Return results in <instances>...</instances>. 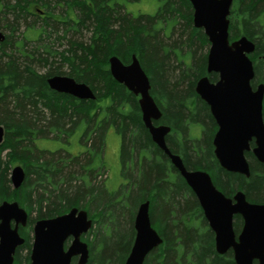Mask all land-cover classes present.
<instances>
[{
  "label": "trees",
  "instance_id": "trees-1",
  "mask_svg": "<svg viewBox=\"0 0 264 264\" xmlns=\"http://www.w3.org/2000/svg\"><path fill=\"white\" fill-rule=\"evenodd\" d=\"M131 1L0 0V32L4 34L0 42V126L4 128L0 203L17 202L28 213L30 226L73 208L87 210L91 219L101 216L111 238L99 236L88 244L87 264H123L134 239V218L128 225L126 218L121 220L130 240H121L120 235L117 242H111L120 234L108 222L114 217L111 210L115 206L111 200L97 202L103 196L105 181L97 184L92 176L95 171L106 170L105 136L111 128L120 141L122 176L128 178L127 171L134 169V177L130 176L116 195L124 198L138 191L132 202L136 207L149 202L151 225L157 226L162 239L161 246L151 251L143 264H234L231 257L215 253L214 235L196 197L151 141L141 121L137 98L111 77L109 58L116 56L127 65L132 55L137 57L149 77L151 95L163 113L160 123L171 127L167 146L182 158L187 170L207 172L228 198L242 191L249 202L264 204V169L251 153L246 154L249 178L224 171L215 160L212 139L216 125L194 87L201 77L215 81L217 75L207 73V53L199 54L209 43L203 31L193 26L190 2L156 0L154 14L134 16L125 6ZM56 8L61 10L55 12ZM37 19L42 23L35 27ZM83 31L88 33L85 41L73 38ZM239 37L255 44L250 57L255 72L252 87L264 85V61L259 59L264 55V0H233L229 39ZM63 43L67 48L55 47ZM185 52L190 53L189 65ZM64 67L67 72L62 71ZM54 76L87 85L95 101L50 90L47 79ZM191 126L200 129L199 138L190 136ZM74 129H81L83 149L75 156L62 149L51 152L35 145L38 139L49 136L68 138ZM14 166L22 167L25 173L16 190L11 189L9 180V170ZM241 225V218L235 217L236 233ZM100 232L97 223L94 233ZM20 234L25 238L21 250L30 248L27 231L21 229ZM15 264H19L17 257Z\"/></svg>",
  "mask_w": 264,
  "mask_h": 264
},
{
  "label": "water",
  "instance_id": "water-1",
  "mask_svg": "<svg viewBox=\"0 0 264 264\" xmlns=\"http://www.w3.org/2000/svg\"><path fill=\"white\" fill-rule=\"evenodd\" d=\"M188 1L193 8L194 28L202 29L209 42L207 73L218 75L215 83L205 76L198 79L194 87L217 125L212 139L214 156L224 171L249 178L247 152L250 151L264 169V85L251 86L255 73L250 56L255 53V44L246 37L230 43L228 17L233 0ZM3 40L4 34L0 32V42ZM261 59L264 61V55ZM108 65L111 77L138 97L141 120L151 141L167 156L194 193L214 234L216 252L224 254L231 249L236 264H253L254 261L264 264V204L247 201L241 191L227 198L214 186L207 172L187 170L180 156L171 153L166 145L171 128L153 125L162 114L151 96L149 78L136 56L132 55L128 65L112 56ZM47 85L56 93L78 100L94 101L96 98L87 85L66 76L48 78ZM3 137L4 129L0 126V145ZM24 178L21 167L13 168L10 174L13 189H18ZM237 216L241 217L243 225L236 238L233 221ZM27 222L28 215L17 202L0 203V264H14L16 250L24 244L19 228L25 227ZM91 227L87 212L78 208L52 219L36 221L29 264H71L74 258H77L76 264H87L89 249L81 236ZM133 228L135 237L124 264H143L148 254L162 244L151 225L149 202L138 206ZM69 238L72 241L65 250L64 244Z\"/></svg>",
  "mask_w": 264,
  "mask_h": 264
},
{
  "label": "rangeland",
  "instance_id": "rangeland-1",
  "mask_svg": "<svg viewBox=\"0 0 264 264\" xmlns=\"http://www.w3.org/2000/svg\"><path fill=\"white\" fill-rule=\"evenodd\" d=\"M126 10L127 12L131 13L132 15L136 16L138 14H145V15H152L154 14L156 8H157V2L156 0H132L131 2H126L125 3ZM61 9L56 8L55 12H59ZM42 23L41 20L37 19L34 21L35 27L40 26ZM22 31V30H21ZM82 36V37H81ZM71 37V33H69L68 38ZM88 37V33L85 31L82 32V34L78 35L75 34L73 35V38L76 40H83ZM67 44H57L55 47L58 48L59 50H62L64 48H67ZM54 47V48H55ZM209 45L203 49L199 50V54L205 55L208 53ZM185 55V63L189 65L191 63V60L187 58L190 53L185 52L183 56ZM176 63V60H175ZM175 65V64H174ZM37 71L42 73L43 70L41 68H37ZM63 72H67L68 69L66 67L62 68ZM218 78V77H217ZM217 80V79H216ZM215 80V81H216ZM211 81V82H215ZM81 129H74L72 135H70L68 138H62L61 139H52V136H49L48 138H40L36 141L35 145L37 146L38 149L41 150H48L51 152L57 151L59 149H62L66 151L67 153L71 155H77L80 152H83L82 146L79 142V133ZM190 136L192 138H199L200 137V129L195 126H191L190 128ZM119 152H120V141L116 133L111 129L108 128L106 130V136H105V151L103 154V165L106 170H101L98 174L93 172L92 176L96 178L94 180L95 183L99 184V182L105 181V185L103 188V196L102 198H98L97 202L101 203H106L107 201L110 202L113 201L114 208L111 210V214L114 217H111L112 221H108L112 226H114V230L116 233L120 232V234L116 237V239H113L111 242L118 241V238H122L121 240H130L129 235L127 234L126 231H123V226L121 225V220L123 218H126V224L128 225L129 221L134 218L135 212H136V205L134 204L135 201L132 202V200L136 199L137 197V192L134 191L132 194L128 193L122 196L116 195L118 192L119 188L121 186H124L127 184V180H129L130 176L132 177L134 175V169H131L127 171L128 178H124L121 174V162L119 158ZM59 153L64 154L63 152L59 151ZM3 159H5L6 152H3L2 154ZM97 164L94 165V167ZM9 170V176L11 173V169ZM123 169V168H122ZM134 177V176H133ZM132 177V178H133ZM10 187L13 190V187L10 183ZM130 194V195H129ZM117 196V197H116ZM132 202V203H131ZM139 206V204H138ZM137 206V207H138ZM136 207V208H137ZM82 210V209H81ZM84 211L87 212L89 218L91 219V213H89L87 210L84 209ZM110 213V212H109ZM94 223L91 229L82 237V241L86 243L87 245L91 243L92 241L94 242L95 240L99 239L100 237H106V238H111V235L107 234L108 228L105 226L103 218L101 216H96L94 219H91ZM97 223L101 226V232L96 235L94 233V229L96 228ZM154 230H157L156 225H152ZM25 230L27 231L28 235L31 238L32 241V225H28ZM125 233V234H124ZM97 238V239H96ZM94 239V240H93ZM31 243V242H30ZM98 244V243H97ZM97 248V247H96ZM101 248H98L99 250ZM21 249H18L16 252L17 255V262L19 264H28L29 261V254H30V248H24L20 251ZM125 255L123 256L124 259ZM123 262V260H122ZM75 264V263H74Z\"/></svg>",
  "mask_w": 264,
  "mask_h": 264
},
{
  "label": "flooded vegetation",
  "instance_id": "flooded-vegetation-1",
  "mask_svg": "<svg viewBox=\"0 0 264 264\" xmlns=\"http://www.w3.org/2000/svg\"><path fill=\"white\" fill-rule=\"evenodd\" d=\"M199 30H202V29H199ZM203 31V30H202ZM204 33V32H203ZM262 105H263V108H264V99H263V103H262ZM160 111H161V109H160ZM161 113H162V111H161ZM264 113V112H263ZM163 114V113H162ZM264 117V116H263ZM161 118H162V116H161ZM214 121V120H213ZM161 122V119L158 121V124H156L157 126H159V125H164V124H162V123H160ZM214 123H215V121H214ZM216 125V124H215ZM216 130H217V127H216ZM149 134V133H148ZM134 229V228H133ZM214 235V234H213ZM134 237H135V231H134ZM237 238V237H236ZM214 239V238H213ZM134 240V239H133ZM214 251H215V253L217 254V255H219V256H229V257H231V260H232V262L234 263V264H236L235 263V260H234V254H233V251L231 250V249H229L226 253H224V254H218L217 252H216V249H215V239H214ZM67 244H68V242L66 243V246H67ZM76 262H77V259H74L73 260V262H72V264H76ZM253 264H257V262L256 261H254L253 262Z\"/></svg>",
  "mask_w": 264,
  "mask_h": 264
}]
</instances>
